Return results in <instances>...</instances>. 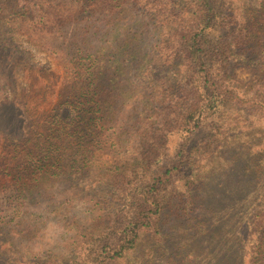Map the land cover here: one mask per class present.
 Here are the masks:
<instances>
[{
	"label": "trees",
	"instance_id": "1",
	"mask_svg": "<svg viewBox=\"0 0 264 264\" xmlns=\"http://www.w3.org/2000/svg\"><path fill=\"white\" fill-rule=\"evenodd\" d=\"M260 14L264 0H0V46L16 29L47 38L81 84L47 125L12 131L23 169L9 221L0 204V264H140V243L174 223L186 239L159 264H264ZM237 64L262 75L238 79ZM253 127L259 187L215 194L210 161ZM104 153L115 164L98 176Z\"/></svg>",
	"mask_w": 264,
	"mask_h": 264
},
{
	"label": "rangeland",
	"instance_id": "2",
	"mask_svg": "<svg viewBox=\"0 0 264 264\" xmlns=\"http://www.w3.org/2000/svg\"><path fill=\"white\" fill-rule=\"evenodd\" d=\"M256 16L259 17V20L253 22L254 31L259 37H263L264 16L261 14ZM31 34L16 29L14 34L16 42L14 41V44L3 43L0 46V204L3 207L4 215L9 218L7 221L13 218L17 210L16 204L18 205L17 198H13L15 204L11 203L13 199L10 202H7V199L15 195L18 186L14 178L19 176L23 169L15 148L7 147L9 143H15L11 140L12 131L24 126L29 132L31 121L37 126L47 125L52 121L54 110L65 99L64 97L74 88L81 86L76 81L73 71L75 62H70L68 57L53 52L52 48L47 45L45 40L47 38L30 36ZM1 40L0 37V42ZM234 71L238 79L246 82L258 80L262 75L245 64L235 65ZM10 115L18 117L16 122V118L12 120ZM245 127L244 123L240 125L237 123V133L246 131ZM250 132H252V136L249 143H244L247 139L245 136L233 137L231 141L221 147V153L216 154L210 161L208 188L215 194L234 193L236 190L242 189L245 183H248L254 191L259 187L250 184L254 181V174L258 172L250 168L246 170L249 164L255 167L256 155L259 152L256 146L261 141L258 127H253ZM22 134L23 129L19 135L22 136ZM253 144L254 147H251ZM244 147L246 152L241 153L240 150H244ZM100 157L101 159L96 162L99 168L98 176L102 169L112 168L115 164L105 153ZM5 172L9 174L8 177L3 176ZM41 196L39 191L36 202H39L40 205L33 206L34 208L46 205V199H42ZM47 208L41 212L44 213L43 215L39 211L32 212L37 219L43 220L46 211H50L49 205ZM52 224L47 230L50 237H53L58 231L57 228H52ZM174 225L172 231L161 242L145 237L134 253V258L139 259L140 264H159L164 256L163 252L176 253L178 242L181 239H186V228L177 223ZM157 243L160 244L157 246ZM155 244L156 248L153 250L152 247Z\"/></svg>",
	"mask_w": 264,
	"mask_h": 264
}]
</instances>
